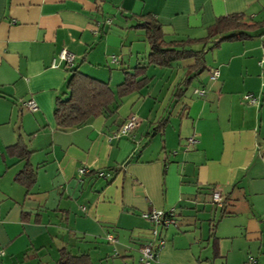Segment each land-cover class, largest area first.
<instances>
[{
	"label": "crops",
	"instance_id": "obj_1",
	"mask_svg": "<svg viewBox=\"0 0 264 264\" xmlns=\"http://www.w3.org/2000/svg\"><path fill=\"white\" fill-rule=\"evenodd\" d=\"M147 13L166 40L201 38L219 16L264 20V0H0V264H57L62 247L94 264H143L151 240L162 242L150 264H264V93L255 104L243 98L264 89V26L216 47L223 54L208 70L219 75L207 87L198 81L188 94L200 71L176 95L191 58L149 65L150 81L124 96L116 115L56 124L69 68L116 90L124 70L146 63V31L136 24ZM61 48L75 54L71 66L53 65ZM151 66L164 70L151 75ZM131 113L137 126L115 137ZM141 127L160 143L143 146ZM18 142L24 158L9 149ZM26 162L36 169L29 188L17 179ZM153 209L173 211L175 225L142 216Z\"/></svg>",
	"mask_w": 264,
	"mask_h": 264
},
{
	"label": "trees",
	"instance_id": "obj_2",
	"mask_svg": "<svg viewBox=\"0 0 264 264\" xmlns=\"http://www.w3.org/2000/svg\"><path fill=\"white\" fill-rule=\"evenodd\" d=\"M139 20L136 26L145 29L146 40L149 44L146 63H139L130 70H124L123 80L116 90L107 81L92 77L78 68H69L65 91L55 99L54 118L57 126L75 127L97 115H103L109 119L116 115L124 96L148 84L150 81V76L147 74L149 65L168 66L175 61L191 58L194 63L186 70L176 87V95L183 96L192 77L205 68L206 49H214L224 40L249 38L254 30L264 26V20H247L242 14H228L217 17L208 26L204 37L166 40L162 24L156 17L147 13L141 15ZM196 44H200L201 47L195 48ZM165 119L160 120L158 127L164 124ZM122 124L123 122L118 127ZM9 149L15 150L23 158L28 154V150L19 142L10 146ZM17 179L28 188L32 187L36 180V169L26 162L17 173ZM223 203L220 206L222 210H224ZM57 264L94 263L88 253L75 254L62 247Z\"/></svg>",
	"mask_w": 264,
	"mask_h": 264
},
{
	"label": "built area",
	"instance_id": "obj_3",
	"mask_svg": "<svg viewBox=\"0 0 264 264\" xmlns=\"http://www.w3.org/2000/svg\"><path fill=\"white\" fill-rule=\"evenodd\" d=\"M75 58V54L68 50L67 48H61L59 52L57 53V56L55 60H53V65L56 64V59L60 61H64L68 66H71L73 64V60ZM264 61V59H263ZM219 75V71L217 69L211 70V79H216ZM263 88H264V77L262 82ZM200 93H203L204 91H199ZM264 93V89H263ZM247 102L250 103H258V98L255 97L252 94H246L243 97ZM25 105L32 111L37 110L38 106L34 100H28L25 102ZM138 123V117L135 113H131L126 120L123 122V124L118 128V130L114 133V136H121V135H128L130 134ZM189 141L192 143L195 141V138L191 137L189 138ZM262 160L264 162V154L262 156ZM85 168L81 167L78 169L79 175H83L85 173ZM99 176H108L109 173L104 171H99ZM211 198L214 203H216L217 206H222L223 203V197L221 191L218 189H213L211 192ZM142 216L151 222H153L155 225H163L168 226L170 224H174L175 218H174V212L173 211H165V210H159V209H153L151 211H146L142 213ZM152 234L156 236L158 234L157 229L154 228L152 230ZM109 240H114L111 236H108ZM162 241L157 245L153 242V240L148 241L142 248H141V261L144 264H150L153 260H155L157 256L158 247L161 244Z\"/></svg>",
	"mask_w": 264,
	"mask_h": 264
},
{
	"label": "rangeland",
	"instance_id": "obj_4",
	"mask_svg": "<svg viewBox=\"0 0 264 264\" xmlns=\"http://www.w3.org/2000/svg\"><path fill=\"white\" fill-rule=\"evenodd\" d=\"M195 48H200L201 47V45L199 46H194ZM207 48H208V46H207ZM222 48H214V49H206V51H205V53H204V58H205V65H206V68L203 70V71H201L196 77H193V81H192V85L189 87V89H188V94H192V90H193V88L196 86V85H198V81H203L204 83H205V85H206V87L208 86V83H210V77H211V73H210V70H208L209 69V67L210 66H212V65H214V63H215V60H216V58H217V55L219 54V56H222ZM154 68H156V69H154ZM153 70H158L159 71V73L158 74H160L164 69L162 68V67H153V66H151L150 68H149V73L152 75V74H154L153 72ZM232 71H234L233 69H232ZM237 73H240V70H239V67H238V69H237V71H235L234 72V74H237ZM156 75H157V73H155ZM210 74V75H209ZM261 87V86H260ZM262 91H263V89H262V87L259 89V92H256L255 94H254V96L255 97H257V98H259L260 97V95H259V93L261 92V94H263L262 93ZM248 92H246L245 94H247ZM194 96H195V94H194ZM176 118H174V119H171V122H172V120H174L172 123H173V126L174 127H176L175 126V122H176V120H175ZM144 123H146V120L144 121ZM168 130L169 131H171V126L169 125L168 126ZM136 131H137V129H136ZM146 133V130H143V127H141L140 128V130H139V137L141 138V135H144V140H145V142L143 143V146H145V145H151V146H153V145H155V142H157L158 144L160 143V135L159 134H154L155 132L153 131V130H150V133L148 134V135H146L145 134ZM146 135V136H145ZM192 136H190V137H188V139L187 140H189V138H191ZM139 138V139H140ZM194 138V137H193ZM143 139V138H142ZM151 140H153V142L151 141ZM138 141V140H137ZM150 146V147H151ZM105 172H106V170H104ZM79 174L77 173V176H78ZM79 177V176H78ZM187 219V218H186ZM187 220H185V219H183V222H182V224L184 223V222H186ZM172 225H175V224H172ZM97 245V243H95V246ZM79 246V245H78ZM81 246H84V247H81ZM94 246V244H92V242H90V243H83L82 242V244L80 243V247L82 248V249H84V250H88L89 248L88 247H91V248H94L95 247ZM104 248V247H103ZM102 248V249H103ZM77 249V248H76ZM90 250H93V251H95V248L94 249H90ZM76 252V251H75ZM106 253V252H105ZM94 255H96V254H94ZM94 259L96 260V258L94 257ZM96 261H98V260H96ZM102 261H104V264H107V262H106V259L104 258Z\"/></svg>",
	"mask_w": 264,
	"mask_h": 264
},
{
	"label": "water",
	"instance_id": "obj_5",
	"mask_svg": "<svg viewBox=\"0 0 264 264\" xmlns=\"http://www.w3.org/2000/svg\"><path fill=\"white\" fill-rule=\"evenodd\" d=\"M176 223V221L174 222V224Z\"/></svg>",
	"mask_w": 264,
	"mask_h": 264
}]
</instances>
